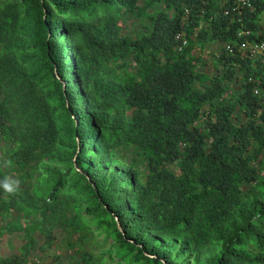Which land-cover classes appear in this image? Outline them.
Wrapping results in <instances>:
<instances>
[{"label": "trees", "instance_id": "obj_1", "mask_svg": "<svg viewBox=\"0 0 264 264\" xmlns=\"http://www.w3.org/2000/svg\"><path fill=\"white\" fill-rule=\"evenodd\" d=\"M262 15L264 0H0V184L17 182L0 239L24 240L0 264L57 233L87 264H264V54L225 49L264 42ZM129 16L149 22L137 37ZM211 43L212 75L193 55Z\"/></svg>", "mask_w": 264, "mask_h": 264}, {"label": "rangeland", "instance_id": "obj_2", "mask_svg": "<svg viewBox=\"0 0 264 264\" xmlns=\"http://www.w3.org/2000/svg\"><path fill=\"white\" fill-rule=\"evenodd\" d=\"M263 16V15H262ZM123 24V23H122ZM149 25V22L146 19L137 18L134 16H129L124 24V31L125 34H129L133 37H137L140 33H142L145 28ZM264 33V16L261 22V31L258 35H262ZM223 46L220 44H208L205 46H199L193 52V55L199 62H203L204 65L200 66V70H204V72L208 74L215 73V63L216 58L220 54ZM232 91L238 92L241 90L240 83L232 86ZM264 115V112H261L259 116ZM243 120L245 118L243 117ZM201 125L204 123L200 122ZM176 172L179 174L180 170L176 169ZM13 217L1 218L0 219V227L11 225L14 223ZM59 237L56 243L51 248H43L44 239L41 236H36V244L32 249L30 256H29V263L28 264H87L85 263L79 254H76V250L78 248L69 249L64 245V243L60 240L61 233H57ZM24 244L23 238L17 233L15 235H8L5 234L0 239V256H12V255H19L20 248ZM90 244L93 245V249H88V252L94 254H100L103 250H106L110 245L103 241V238H96ZM108 264H118V259L113 260H106Z\"/></svg>", "mask_w": 264, "mask_h": 264}, {"label": "built area", "instance_id": "obj_3", "mask_svg": "<svg viewBox=\"0 0 264 264\" xmlns=\"http://www.w3.org/2000/svg\"><path fill=\"white\" fill-rule=\"evenodd\" d=\"M177 40L181 41L182 45L187 44V40L183 37L182 33L177 35ZM235 48L253 57L264 54V42L260 41H243L237 45L227 44L225 46V49L231 54L235 52ZM254 94L260 97L264 102V89L255 88Z\"/></svg>", "mask_w": 264, "mask_h": 264}, {"label": "clouds", "instance_id": "obj_4", "mask_svg": "<svg viewBox=\"0 0 264 264\" xmlns=\"http://www.w3.org/2000/svg\"><path fill=\"white\" fill-rule=\"evenodd\" d=\"M16 184L17 182L15 181L5 180L2 184H0V187H3L6 192L12 193L15 191Z\"/></svg>", "mask_w": 264, "mask_h": 264}, {"label": "water", "instance_id": "obj_5", "mask_svg": "<svg viewBox=\"0 0 264 264\" xmlns=\"http://www.w3.org/2000/svg\"><path fill=\"white\" fill-rule=\"evenodd\" d=\"M118 225H119V229L122 231L123 229L119 222H118Z\"/></svg>", "mask_w": 264, "mask_h": 264}]
</instances>
